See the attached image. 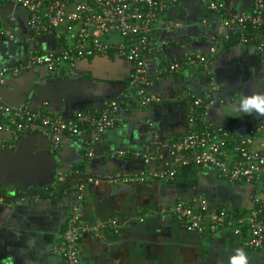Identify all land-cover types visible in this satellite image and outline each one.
<instances>
[{
    "label": "crops",
    "instance_id": "obj_1",
    "mask_svg": "<svg viewBox=\"0 0 264 264\" xmlns=\"http://www.w3.org/2000/svg\"><path fill=\"white\" fill-rule=\"evenodd\" d=\"M250 2L231 0L230 4L238 9ZM2 13L6 20L4 33L0 34V66L23 61L30 47L45 53L59 49L53 35L26 42L27 12L21 7L5 4ZM9 14L15 16L13 22L7 20ZM156 29L164 44L159 52L146 58V66L153 80L148 89L162 97L159 103L142 107L124 104L121 124L100 133L84 129L77 135L65 134L56 152L49 150V137L38 131L24 132L10 149L0 148V194L56 188L77 173L91 176L86 183L81 182V190L45 193L15 202L0 198V264H62L53 247L66 227L72 205L79 203L80 193L84 225H106L113 219L118 224L116 229L103 226L82 234L80 254L84 264H227L237 248L247 252L250 264H264V247H251L247 236H236L228 230L213 234L188 229L173 215L158 211L160 204L190 202L197 196L207 200L210 210L224 206L234 212L247 211L253 186L229 183L213 169L192 162L179 165L166 149L186 132L189 102L182 94L187 83L201 94L208 79L198 75L189 80L187 71L157 80L153 75L161 65L181 59L186 52L208 51L217 31L215 14L199 0H180L161 14ZM259 40L261 49L253 43L237 42L228 47L218 43L210 61L223 100L211 108L212 121L225 126L231 139L254 131L256 146L264 145V128L256 130L264 118L233 117L230 107L241 95L264 91V26ZM66 67L59 75L37 67L33 72L8 76L6 85L0 86V101L68 118L75 111L89 112L104 100L118 97L132 73V64L115 54L83 58L71 68ZM8 133L0 132V140L12 139ZM91 135L97 139L94 156L88 158L85 140ZM146 145L156 152L153 161L145 163L132 156L109 158L116 150L142 151ZM169 169L175 170L174 179L154 178V174ZM111 177L128 180L113 182Z\"/></svg>",
    "mask_w": 264,
    "mask_h": 264
},
{
    "label": "built area",
    "instance_id": "obj_2",
    "mask_svg": "<svg viewBox=\"0 0 264 264\" xmlns=\"http://www.w3.org/2000/svg\"><path fill=\"white\" fill-rule=\"evenodd\" d=\"M180 0H0V34L3 30V6L10 3L27 11L26 42L37 36L53 35L59 44L56 52H40L30 47L23 61L0 66V84L8 76H17L36 67H44L49 73L59 75L63 67L71 68L77 61L93 56L115 54L132 64V73L118 97L104 100L89 112L75 111L70 118H60L45 110L28 106H8L0 101L4 122L0 130L11 133L12 139H1L0 148H12L24 132L38 131L49 137V150L58 151L63 134L77 135L84 129L95 133L119 125L123 121L121 107L132 103L147 106L159 103L162 97L150 92L151 75L146 58L159 52L164 44L157 36L156 23L161 14L178 4ZM202 6L215 14L217 31L205 53H184L181 59L174 58L161 65L154 79L179 74L187 69L188 79L202 74L208 85L201 94H196L187 83L183 96L189 100L186 111V132L167 145L166 149L177 164L194 163L203 169H213L218 177L229 183H249L253 186L251 207L247 211L234 212L224 206L209 209L202 196L190 202L178 200L174 205L158 207L160 213H169L186 228L199 232L216 233L228 230L236 236H247L251 247H264V145H253L254 131L246 136L231 139L225 126L214 124L211 108L223 100L219 97L221 86L215 80L210 61L216 46L222 40L235 37L238 43H253L261 49L259 31L264 26V0H251L249 6L234 9L231 0H199ZM15 20L13 14L7 16ZM181 26L180 23H175ZM11 38V37H9ZM236 42V43H237ZM264 128L259 126L260 132ZM97 136H88L85 150L88 158L94 156ZM141 158L145 163L153 161L156 152L146 145L142 151L119 149L109 154L111 159ZM175 170L169 169L154 174V178L172 180ZM113 182L126 181V177L112 178ZM81 190V187L78 188ZM1 200V199H0ZM79 203L73 204L65 229L59 235L53 253L62 264H84L80 254V240L84 232L100 227L118 226L116 220L93 227L81 221Z\"/></svg>",
    "mask_w": 264,
    "mask_h": 264
},
{
    "label": "clouds",
    "instance_id": "obj_3",
    "mask_svg": "<svg viewBox=\"0 0 264 264\" xmlns=\"http://www.w3.org/2000/svg\"><path fill=\"white\" fill-rule=\"evenodd\" d=\"M230 111L233 117L244 115L264 118V91H254L248 95H241ZM221 117H225L223 110L220 111ZM227 264H250L249 256L243 248L234 250V254L228 258Z\"/></svg>",
    "mask_w": 264,
    "mask_h": 264
},
{
    "label": "water",
    "instance_id": "obj_4",
    "mask_svg": "<svg viewBox=\"0 0 264 264\" xmlns=\"http://www.w3.org/2000/svg\"><path fill=\"white\" fill-rule=\"evenodd\" d=\"M7 4H10V3H6V5ZM15 7L16 8H20L21 6H15ZM21 8L26 11L25 8H23V7H21ZM3 19H4V21L6 20V16L5 15H3ZM42 68L45 69L44 67H42ZM36 70H38L37 67L33 68V69H30L27 72H33V71H36ZM6 83H7V79L5 80L4 83L0 84V86H4V85H6ZM0 114H1V111H0ZM70 117H68V118H70ZM0 132H2V131H0ZM8 135H10V134L8 133ZM63 135H65V134H63ZM90 178H91L90 175H87V174H84V173H77V174H73V175H70V176L66 177L61 182V184L58 187H56V188L45 189V190H41V191H28V192H24V193H20V194H16V195H11V196H8L6 194H0V198H2L4 201H7V202H10V201L11 202H15V201H18V200H20L22 198H26V197H30V196L41 195V194H45V193L61 192V191H64V189H66L69 186V184H71V183H74V182L79 181V180L83 181L84 183H86L88 181V179H90Z\"/></svg>",
    "mask_w": 264,
    "mask_h": 264
},
{
    "label": "trees",
    "instance_id": "obj_5",
    "mask_svg": "<svg viewBox=\"0 0 264 264\" xmlns=\"http://www.w3.org/2000/svg\"><path fill=\"white\" fill-rule=\"evenodd\" d=\"M237 41H236V39H235V37H230L228 40H222V44H223V46H231V45H233V44H235ZM205 53V52H204ZM186 71H190V69H187ZM200 76H203L202 74H200ZM128 81V80H127ZM126 81V82H127ZM125 85H126V83H125ZM188 100V99H187ZM187 102H189V100L187 101ZM81 182L82 181H76V182H74V183H71V184H69V186L66 188V189H64V190H78V188H79V185L81 184ZM62 192V191H61ZM60 192V193H61Z\"/></svg>",
    "mask_w": 264,
    "mask_h": 264
}]
</instances>
